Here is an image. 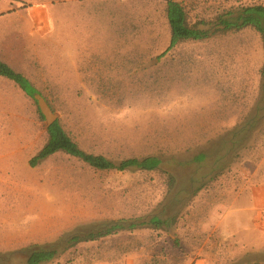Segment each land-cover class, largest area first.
Segmentation results:
<instances>
[{"label":"rangeland","instance_id":"rangeland-1","mask_svg":"<svg viewBox=\"0 0 264 264\" xmlns=\"http://www.w3.org/2000/svg\"><path fill=\"white\" fill-rule=\"evenodd\" d=\"M178 1L193 22L233 5L264 3ZM22 2L50 14L25 73L89 153L120 161L163 149L179 160L191 158L257 101L264 55L253 32L183 44L157 61L170 44L165 0ZM9 4L0 1V11ZM16 99L24 110L8 115L0 255L162 208L167 177L161 172H99L64 153L32 168L30 160L48 141L46 121L34 100ZM176 174L178 189L189 190V171ZM155 258L163 264H264V128L231 171L197 195L172 233L140 230L81 244L52 264H147Z\"/></svg>","mask_w":264,"mask_h":264},{"label":"trees","instance_id":"trees-1","mask_svg":"<svg viewBox=\"0 0 264 264\" xmlns=\"http://www.w3.org/2000/svg\"><path fill=\"white\" fill-rule=\"evenodd\" d=\"M165 3L170 44L168 49L156 58L157 61L183 44L206 43L244 32H253L259 37L264 55V3L233 5L219 10L210 18H201L196 22L191 20L182 2L165 0ZM0 76L15 82L27 97L35 102L36 94L45 96L29 79L1 60ZM257 76L259 93L255 104L237 119L236 124L228 132L218 135L214 141H206L196 154L187 159L179 160L174 154H170L169 150L161 149L154 155L133 156L114 161L104 155L83 150L61 125L60 120L55 122L46 129L48 141L45 147L30 160L32 168L38 167L54 155L64 153L99 172H161L167 177L166 198L162 208L155 213L138 218L93 223L63 235L53 243L29 245L18 253L1 254L0 264H52L81 244L94 243L140 230L172 233L197 195L230 172L232 166L243 158V153L249 149L255 136L264 128V61ZM44 98L54 112L48 98ZM38 113L40 118L45 120L39 107ZM180 168L189 171L188 180L191 186L189 190L178 189L176 172ZM174 243L176 246L179 245L178 240ZM147 264H163V262L155 258Z\"/></svg>","mask_w":264,"mask_h":264},{"label":"crops","instance_id":"crops-1","mask_svg":"<svg viewBox=\"0 0 264 264\" xmlns=\"http://www.w3.org/2000/svg\"><path fill=\"white\" fill-rule=\"evenodd\" d=\"M0 1L10 2L7 9L0 11V60L34 84L32 79L25 73L26 66L31 64L33 52H30V49L33 50V43L36 39H41L42 25L47 27L50 22V14L48 10L42 8H26L22 2L25 0ZM14 3H18V5L13 6ZM0 90V114H3L1 115L0 127V176H3L5 174L3 170L6 158L4 156L6 153H3V146L10 144L11 141L8 115L11 112H23L24 105L20 104L16 97H21V101L24 102L27 95L15 82L1 76ZM11 97L13 98V104ZM4 128L7 130L5 137L3 136ZM12 141H15V139H12Z\"/></svg>","mask_w":264,"mask_h":264},{"label":"water","instance_id":"water-1","mask_svg":"<svg viewBox=\"0 0 264 264\" xmlns=\"http://www.w3.org/2000/svg\"><path fill=\"white\" fill-rule=\"evenodd\" d=\"M35 100L38 104V107L45 118L46 129H49L55 122L59 120V114L53 112L45 98L41 94L35 95Z\"/></svg>","mask_w":264,"mask_h":264}]
</instances>
